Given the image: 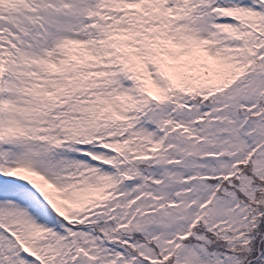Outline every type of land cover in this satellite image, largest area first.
Listing matches in <instances>:
<instances>
[{"label":"snow or ice","instance_id":"6c2138e0","mask_svg":"<svg viewBox=\"0 0 264 264\" xmlns=\"http://www.w3.org/2000/svg\"><path fill=\"white\" fill-rule=\"evenodd\" d=\"M0 264H264V0H0Z\"/></svg>","mask_w":264,"mask_h":264}]
</instances>
